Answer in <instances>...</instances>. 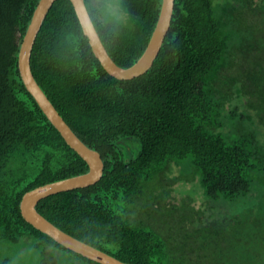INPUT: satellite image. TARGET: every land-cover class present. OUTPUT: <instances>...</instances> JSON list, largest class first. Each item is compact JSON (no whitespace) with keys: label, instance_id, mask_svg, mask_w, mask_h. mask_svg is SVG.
I'll return each instance as SVG.
<instances>
[{"label":"trees","instance_id":"obj_1","mask_svg":"<svg viewBox=\"0 0 264 264\" xmlns=\"http://www.w3.org/2000/svg\"><path fill=\"white\" fill-rule=\"evenodd\" d=\"M85 1L88 10L89 5L94 6L92 0ZM162 1L120 0L126 24L105 44L118 65L129 67L141 57ZM38 2L0 0V253L28 239L44 255L50 249L76 263L100 264L38 230L20 209L27 191L89 170L20 75L19 51ZM238 3H244V10L259 7L252 13L260 22L256 16L264 14V0H175L172 23L153 66L138 77L122 80L104 69L81 38L82 26L72 2H54L33 47L32 70L68 124L101 153L105 168L94 185L42 199L37 205L41 214L123 261L181 264L182 255L170 250L155 231L134 217L141 210L137 203L144 199L146 187L161 181L172 165H179L176 161L193 160L194 172L200 174L210 199L236 201L242 195L247 199L253 183L264 195V144L257 138L260 129L246 133L241 140H231L224 135L228 133L221 132L237 116L234 110L227 111V105L242 94L245 121L259 122L264 137V118H260L264 27L259 29L255 21L249 29L244 24V31L242 27L233 29L229 7ZM227 68H234L232 72L240 76L231 77L226 90ZM235 86L238 95L232 92ZM247 94L251 96L248 100ZM126 139L139 140L135 154L125 152ZM259 204L244 211V230L237 229L232 241L225 237L230 246L219 260H213L211 252L212 263L264 264L259 214L264 202ZM184 220L193 222L188 216ZM209 232L203 234L205 244L213 238ZM8 254L0 258V264H12Z\"/></svg>","mask_w":264,"mask_h":264},{"label":"rangeland","instance_id":"obj_2","mask_svg":"<svg viewBox=\"0 0 264 264\" xmlns=\"http://www.w3.org/2000/svg\"><path fill=\"white\" fill-rule=\"evenodd\" d=\"M92 1L94 4V0ZM258 10L260 8L255 6L244 10V3H238L235 7L231 5L228 15L232 19V28L242 27L243 31L245 25L248 29L251 28L254 22L258 20L253 16L252 11ZM256 17L260 19V22L257 21V26L259 29L263 28L264 14ZM263 40L260 41L262 44H264ZM243 67L244 64L240 66L242 75L244 76ZM232 70L227 68L224 72L227 81V84H225L226 90L231 83L229 79L240 76L237 71L232 72ZM238 90L236 86L232 88L233 93L238 92ZM255 90L259 91L260 89L258 87ZM250 97L248 96L247 100ZM255 98L257 100L258 97ZM226 109L229 112L234 110L237 114V116L230 120V124L224 130L221 129V132L228 133V135H224L231 140L244 139V135L250 133L252 130L259 132L260 129V133L262 132L259 122L253 124L252 122L245 121L244 95H238V101L230 102ZM260 118H264V104ZM260 133L257 138L261 137V143L264 144V137L262 138ZM131 140H125L127 141L125 152L135 154L139 150L140 142L139 140L136 142H132ZM175 163L179 165L174 164L171 168L169 167L170 169L165 173L167 175H162V183L158 179L146 187L144 199H141L137 203V208L139 207L141 210H138L134 217L142 220L145 224L144 226L151 231H155L170 250H173L179 256L182 255L181 264H216L210 260L211 252L214 255L211 258L219 260L220 255L230 246L226 238H230L232 241L237 229L241 228L244 230V211L249 206L258 208L260 206L259 203L264 202V195L261 194L256 183H253L252 191L247 199H244V195L236 201H228L223 198L219 200L210 199L205 195L204 187L201 185L200 174L194 172L196 167L193 164V160L187 158ZM257 175L253 173L254 177ZM244 200H247V203ZM261 213H259L261 228L264 230V206ZM185 216L191 217L193 222L184 220ZM199 226L206 227L198 230L196 227ZM216 230H219L218 236L216 235ZM207 231H210L209 233L213 235V238L209 243L205 244L206 241L203 234H206ZM202 242L204 243L203 248L201 247ZM189 249L193 250L189 252ZM8 252V257H10L12 264H84L71 261L61 252H51L50 249L44 255L43 250L35 247L28 239L23 243L11 246ZM8 252L4 251L0 253V258H3ZM186 252L189 253L187 254ZM204 252L207 253V256L203 255Z\"/></svg>","mask_w":264,"mask_h":264},{"label":"water","instance_id":"obj_3","mask_svg":"<svg viewBox=\"0 0 264 264\" xmlns=\"http://www.w3.org/2000/svg\"><path fill=\"white\" fill-rule=\"evenodd\" d=\"M56 0H39L31 22L23 37L19 51V71L27 90L34 97L47 118L60 132L64 140L88 163L89 170L85 173L70 176L64 179L45 183L27 191L20 202V209L24 219L38 230L46 233L61 245L83 255L84 257L100 264H132L99 249L66 232L43 214L38 209V203L53 194L88 187L98 183L103 174L105 163L101 153L88 146L68 124L54 103L38 83L31 66L33 47L43 22ZM74 6L82 29L84 22L81 19L89 13L85 0H70ZM175 0H163L161 11L149 43L141 57L131 66L118 65L109 54L106 46L93 51L104 69L112 76L127 80L138 77L151 69L158 57L163 43L170 29Z\"/></svg>","mask_w":264,"mask_h":264},{"label":"clouds","instance_id":"obj_4","mask_svg":"<svg viewBox=\"0 0 264 264\" xmlns=\"http://www.w3.org/2000/svg\"><path fill=\"white\" fill-rule=\"evenodd\" d=\"M81 19L85 25L81 38L93 51L105 46L108 37L118 35L120 27L126 24L120 0H94V6L89 5L88 15Z\"/></svg>","mask_w":264,"mask_h":264},{"label":"bare ground","instance_id":"obj_5","mask_svg":"<svg viewBox=\"0 0 264 264\" xmlns=\"http://www.w3.org/2000/svg\"><path fill=\"white\" fill-rule=\"evenodd\" d=\"M77 132V131H76ZM72 148V147H71Z\"/></svg>","mask_w":264,"mask_h":264}]
</instances>
